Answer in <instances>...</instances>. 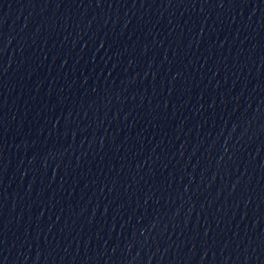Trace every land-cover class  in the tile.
I'll list each match as a JSON object with an SVG mask.
<instances>
[{
    "label": "water",
    "instance_id": "1",
    "mask_svg": "<svg viewBox=\"0 0 264 264\" xmlns=\"http://www.w3.org/2000/svg\"><path fill=\"white\" fill-rule=\"evenodd\" d=\"M0 264H264V0H0Z\"/></svg>",
    "mask_w": 264,
    "mask_h": 264
}]
</instances>
